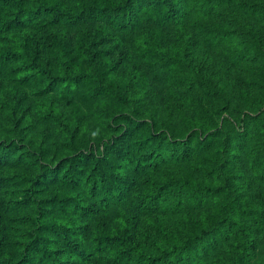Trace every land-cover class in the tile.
Segmentation results:
<instances>
[{"label": "trees", "instance_id": "obj_1", "mask_svg": "<svg viewBox=\"0 0 264 264\" xmlns=\"http://www.w3.org/2000/svg\"><path fill=\"white\" fill-rule=\"evenodd\" d=\"M263 27L264 0H0L28 213L0 264H264Z\"/></svg>", "mask_w": 264, "mask_h": 264}, {"label": "rangeland", "instance_id": "obj_2", "mask_svg": "<svg viewBox=\"0 0 264 264\" xmlns=\"http://www.w3.org/2000/svg\"><path fill=\"white\" fill-rule=\"evenodd\" d=\"M230 15L229 17H235L233 11H229ZM253 17H258L256 14L252 15ZM264 29V27H263ZM26 34L19 36L18 40L19 42H22L25 40ZM34 39L37 41L38 38H36L33 35ZM140 57H143V54L139 53L138 54ZM145 61V60H143ZM146 63V61H145ZM142 70H145V66H141ZM8 86V85H6ZM12 89L9 87H3L2 93H0V101L1 102H10L14 98V94L11 91ZM32 98L33 96L30 95ZM11 103V102H10ZM12 173L8 174H1L0 175V219L3 218L2 215L5 213V217L9 219V223H5L4 228H9L12 230H20L22 229V221L26 218L28 215L27 212H19L21 211V208H19V203L23 201L24 199V194L19 190V184L15 183L13 180H5V179H11L9 176L14 175ZM5 177V178H3ZM21 217V220H19ZM57 249H62L60 245L57 246ZM64 251V247H63ZM77 262L80 263L81 260L79 258V253L77 256ZM258 258L257 253H253L252 257L250 258L249 264H256V259Z\"/></svg>", "mask_w": 264, "mask_h": 264}]
</instances>
